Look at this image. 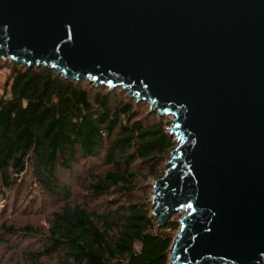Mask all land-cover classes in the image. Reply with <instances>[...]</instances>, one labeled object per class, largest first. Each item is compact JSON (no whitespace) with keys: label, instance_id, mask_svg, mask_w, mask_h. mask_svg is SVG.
<instances>
[{"label":"water","instance_id":"water-1","mask_svg":"<svg viewBox=\"0 0 264 264\" xmlns=\"http://www.w3.org/2000/svg\"><path fill=\"white\" fill-rule=\"evenodd\" d=\"M0 58L171 116L169 264H264V0H0Z\"/></svg>","mask_w":264,"mask_h":264},{"label":"trees","instance_id":"trees-1","mask_svg":"<svg viewBox=\"0 0 264 264\" xmlns=\"http://www.w3.org/2000/svg\"><path fill=\"white\" fill-rule=\"evenodd\" d=\"M0 69L7 71L0 96L1 212L17 213L27 185L37 191L38 208L51 209L43 230L0 223L2 235L38 240L22 249V260L169 264L177 217L159 226L148 199L137 198L175 148L166 120L142 121L121 88L1 58Z\"/></svg>","mask_w":264,"mask_h":264},{"label":"rangeland","instance_id":"rangeland-1","mask_svg":"<svg viewBox=\"0 0 264 264\" xmlns=\"http://www.w3.org/2000/svg\"><path fill=\"white\" fill-rule=\"evenodd\" d=\"M7 77V71L0 69V96L2 94V85ZM129 92L126 91V96L128 99ZM130 100V99H129ZM131 101L135 103V109L138 112L139 117L142 119V121H145L146 123H151L154 120L164 118L166 120V128L167 132H170L171 125L169 124V121L172 119L171 116H160L157 112H153V107L148 103L144 101H136L135 97L131 98ZM152 111V112H151ZM174 138V135L171 134ZM177 143H175L176 147ZM168 160V159H167ZM166 160V162H167ZM165 162V163H166ZM166 168V167H165ZM165 168L163 171L161 170L160 177L157 179H151L146 182V188L143 189L142 192L137 193V198H147L150 202V199L152 195L154 194V187L153 184L156 180H159L163 177ZM34 190V187H33ZM32 187L30 185H27L25 188V191L20 195L18 199V205L19 210L16 214L9 213L4 215L1 210H3L4 202L0 201V223L6 221L8 225L13 224L14 226H23L25 224H32L33 226L40 228V230H43L44 227H46V220L49 216V213L51 211L50 207L47 206L46 209L38 208L39 207V198H37V191H33ZM142 197V198H141ZM32 201V204H31ZM29 204L28 209L26 212H23V204ZM2 213V214H1ZM176 216L177 220L179 221V217L177 214H172L170 217ZM158 220V216H153ZM169 217V218H170ZM168 219V218H167ZM166 219V220H167ZM3 239V241H0V264H26L22 260L21 252L22 249L31 244L32 242H38V240H32L28 237L24 238L22 236H10V235H2L0 231V240ZM42 264H56L55 261H47L42 260Z\"/></svg>","mask_w":264,"mask_h":264}]
</instances>
